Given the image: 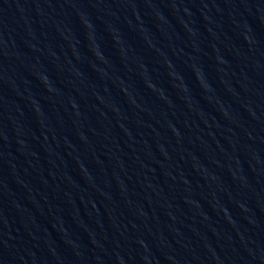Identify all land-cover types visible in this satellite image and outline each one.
<instances>
[{
	"label": "water",
	"instance_id": "water-1",
	"mask_svg": "<svg viewBox=\"0 0 264 264\" xmlns=\"http://www.w3.org/2000/svg\"><path fill=\"white\" fill-rule=\"evenodd\" d=\"M0 264H264V0H0Z\"/></svg>",
	"mask_w": 264,
	"mask_h": 264
}]
</instances>
